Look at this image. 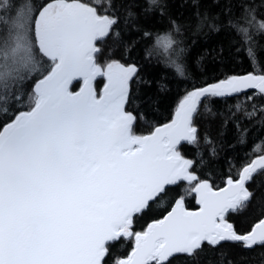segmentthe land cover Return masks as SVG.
<instances>
[{
	"label": "snow or ice",
	"instance_id": "snow-or-ice-1",
	"mask_svg": "<svg viewBox=\"0 0 264 264\" xmlns=\"http://www.w3.org/2000/svg\"><path fill=\"white\" fill-rule=\"evenodd\" d=\"M143 4L145 13L164 15L160 0ZM133 7L123 0H41L17 8L0 0V264H109V258L112 264H174L181 256L188 264L222 243L264 247V212L246 231L228 218L256 197L249 185L264 175V154L238 168L229 162L216 183L202 153L187 158L180 151L201 139L212 144L207 134L201 137L198 120L217 116L216 102L236 100L229 112L241 143L243 120L264 123V67L256 70L250 32L264 34V15L242 6L226 18L245 46L236 51L246 53L253 71L193 85L168 123L143 133L139 115L127 108L139 68L112 58L122 41L121 9L127 25L137 18ZM169 24L142 36L154 37L156 53L183 76L184 49L174 36L180 26L174 19ZM108 40L111 48L104 47ZM257 150L264 152V141ZM165 197L171 210L137 231V222ZM189 199L195 210L186 207ZM121 238L132 249L116 259L110 242Z\"/></svg>",
	"mask_w": 264,
	"mask_h": 264
},
{
	"label": "trees",
	"instance_id": "trees-1",
	"mask_svg": "<svg viewBox=\"0 0 264 264\" xmlns=\"http://www.w3.org/2000/svg\"><path fill=\"white\" fill-rule=\"evenodd\" d=\"M15 7L31 3L39 6L41 0H11ZM125 7L135 4L133 11L137 13L135 21H129L125 25L126 11L121 9V24L119 30L122 33V41L113 50L112 58L122 63H135L139 68L138 77L132 82L133 102L127 105L129 111L139 115L138 132L147 133L156 126L168 123L174 111L185 94L193 85L201 86L204 81L213 82L225 75H242L253 71L250 61L244 51L237 52L241 44V37L232 27L226 24L229 12L239 15L242 6H250L257 10L259 15H264V6L260 0H160L164 8V15L159 11L145 13L142 11L143 0H123ZM200 13L199 16L196 13ZM170 19H174L180 26V32L174 33L179 42L178 48L184 52L178 62L184 69V75H179L174 66H169L163 54H157L154 45L155 38L147 39L142 36V31L148 29L169 28ZM204 19L203 27L197 30L200 20ZM219 30H213L212 25ZM3 24L0 23V29ZM252 35L251 46L256 56L258 71L264 67V34L255 28L250 29ZM163 34V32H161ZM112 40H108L105 48L112 47ZM127 48V51H125ZM147 50H152L151 54ZM98 88L103 86V80L98 79ZM78 90V88L76 89ZM241 101L244 97L239 98ZM236 100L227 102L219 101L212 105L213 111L219 114L215 117L207 115L198 120L201 137L207 134L211 145H206L201 139L197 147L185 143L180 149L182 155L193 158L197 152L203 154L205 160L210 161L213 179L220 183L218 177L228 172L229 162L237 168L241 161H250L258 155L264 154L257 150L253 152V146L264 141V123L261 118L243 120L242 127L247 130L244 143L240 142V132L230 120V106ZM234 111V109H233ZM237 114L236 119H240ZM227 121V122H226ZM215 147L216 156H211V148ZM204 168L201 171L207 172ZM235 173V169H233ZM222 186V185H221ZM256 190V197L249 207L239 215H230L228 218L235 223L241 231H246L249 225L260 218L264 212V175L255 177V183L249 185ZM186 207L195 210V202L188 200ZM169 198L165 197L161 202L153 205V209L144 218L137 222L136 230L139 231L151 219H159L169 211ZM113 258L126 257L132 249L131 241L125 238L110 242ZM186 257H178L174 264H185ZM112 264V258H109ZM188 264H264V247H254L245 250L231 243H222L216 249L205 248L204 252L188 262Z\"/></svg>",
	"mask_w": 264,
	"mask_h": 264
},
{
	"label": "water",
	"instance_id": "water-1",
	"mask_svg": "<svg viewBox=\"0 0 264 264\" xmlns=\"http://www.w3.org/2000/svg\"><path fill=\"white\" fill-rule=\"evenodd\" d=\"M170 210H171V209H170ZM170 210H169V211H170Z\"/></svg>",
	"mask_w": 264,
	"mask_h": 264
}]
</instances>
